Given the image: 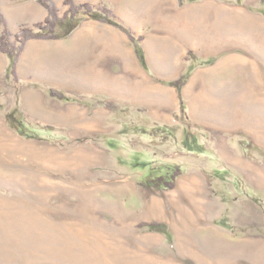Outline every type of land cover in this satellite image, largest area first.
Returning <instances> with one entry per match:
<instances>
[{
  "label": "rangeland",
  "instance_id": "rangeland-1",
  "mask_svg": "<svg viewBox=\"0 0 264 264\" xmlns=\"http://www.w3.org/2000/svg\"><path fill=\"white\" fill-rule=\"evenodd\" d=\"M7 83L0 264H264V145L208 162L204 145L163 140L161 130L162 148L145 145L146 131L112 119L105 131L25 129L12 122L16 86ZM173 168V188L152 184Z\"/></svg>",
  "mask_w": 264,
  "mask_h": 264
},
{
  "label": "crops",
  "instance_id": "crops-1",
  "mask_svg": "<svg viewBox=\"0 0 264 264\" xmlns=\"http://www.w3.org/2000/svg\"><path fill=\"white\" fill-rule=\"evenodd\" d=\"M72 1L106 7L125 29L87 17L67 35L28 39L13 78L0 50V86L15 84L10 112L25 129L105 131L112 119L146 131L145 145H204L200 157L208 162L234 161V147L250 142L264 145L260 0ZM52 3L59 16L68 8L64 0ZM47 15L38 0H0V32L6 28L13 41L22 25ZM182 75L178 91L171 82Z\"/></svg>",
  "mask_w": 264,
  "mask_h": 264
},
{
  "label": "trees",
  "instance_id": "trees-1",
  "mask_svg": "<svg viewBox=\"0 0 264 264\" xmlns=\"http://www.w3.org/2000/svg\"><path fill=\"white\" fill-rule=\"evenodd\" d=\"M40 1L48 10V15L46 19L42 22L35 23L34 25H22L19 30L13 35V41L10 40L11 33L5 28L0 32V50L7 54L9 58V66L7 70L9 74L14 75L15 64L17 58L22 50L24 43L31 38H56L59 36L67 35L70 30H72L82 19L91 17L96 19H102L111 22L123 29H125L121 24L113 19V14L106 7H93L89 3L74 4L72 0H64V3L68 5L67 10L62 16L58 15L57 8L52 3V0H38ZM0 19L2 20L1 16ZM69 23L70 27L66 31L63 30L64 26ZM131 38L132 35L129 33ZM8 74V73H7ZM187 75H182L178 79L171 82L178 91H180L181 86L185 83ZM50 95L56 96L58 98H63V94L55 89H50ZM12 117V116H11ZM12 122L16 123L21 121L12 118ZM25 130V129H23ZM29 138L35 137L36 133H21ZM181 173L179 168H173L171 173H166L165 175L156 176L152 179V184L162 188H173L175 185V178Z\"/></svg>",
  "mask_w": 264,
  "mask_h": 264
}]
</instances>
